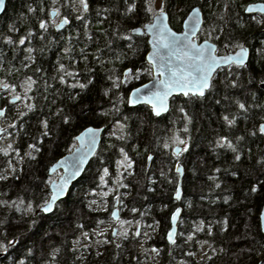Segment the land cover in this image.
Wrapping results in <instances>:
<instances>
[{
    "label": "trees",
    "instance_id": "16d2710c",
    "mask_svg": "<svg viewBox=\"0 0 264 264\" xmlns=\"http://www.w3.org/2000/svg\"><path fill=\"white\" fill-rule=\"evenodd\" d=\"M252 1L256 0H227L229 7L222 8L226 0H219V3L217 0H165V11L174 30L180 31L190 9L199 6L205 13L207 32L208 25L213 22L224 29L219 40L212 39L219 49L218 53H224L223 44L229 37L239 43L245 41L251 49L248 66L236 70L241 73L239 87L225 90L221 85L203 102L184 105L192 121L187 134L189 146L174 157L170 138L173 132L181 137L185 135L182 132V114L176 111L183 97L171 99L170 110L159 117L153 116L146 105L128 106L127 93L148 81L151 76L147 74L121 86L119 91L125 99L115 108V90L110 91L108 96L103 94L111 83L107 78L110 70L119 74L126 67H148L144 60L148 51L147 37L133 35L131 43L137 48L135 53L129 51L130 41L121 38V34L129 29L151 22L152 17L141 10L143 0H135L136 11L127 15H122L125 0H87L89 10L84 16L89 22L90 39L84 37V24L75 19L76 15H70L69 5L65 7L63 0H58L57 5H52L51 0H7L6 9L0 17V79L15 84L17 93H22L19 85L27 76H32L36 84L29 93L35 97L34 100L16 102L20 111H26L20 119L16 118L17 108L7 104L11 90H0V107H6L3 121L7 126L0 138V148H6L10 143L16 150L9 152L7 157L0 153V175L7 176V179L0 180V201L12 202L13 205L11 208L7 205L0 207V221H3L0 223V241L15 240L6 252L0 253V264H15L29 248L33 250V255L28 257L26 264H44V261H49V264H142L152 257L150 252L153 248L158 249V256L149 264L258 263L264 256V235L259 223L264 203V165H258L256 161L264 159V135L258 131L254 135L249 133L264 123V84L260 83L264 79V32L260 31L259 39L255 26L252 27L253 23L243 13L244 5ZM29 7L32 12L28 11ZM50 7H59L69 23L60 31L49 24L41 39L38 21L44 19L48 22ZM104 9L107 11H102ZM221 12L223 21L216 19ZM10 25L14 31H9ZM113 29L117 32L116 36ZM29 30L34 35L27 38L24 45L7 44L3 40L4 36H8L16 41L20 36H27ZM70 35L74 37L71 41L68 40ZM69 44L71 50L66 57L63 49ZM25 47L34 48L33 62L25 61L24 57L28 55L23 51ZM81 49H84L83 54ZM97 49L101 50L100 53ZM96 55H100L103 63L93 60ZM72 60L76 63L72 64ZM58 62L74 68L82 82L91 78L92 83L81 91L79 88L68 89L58 80L54 81ZM23 63H29V67L23 68ZM9 68L10 72L6 71ZM36 68L40 72H36ZM226 72L227 69L218 71L216 79H224ZM48 84L52 86L46 87ZM225 95L228 99H224ZM70 96L76 99H70ZM217 99L221 100L220 104L216 103ZM233 99L252 107L247 113L239 114ZM27 103H33L35 110L24 109L23 105ZM57 108L63 109V112L53 115ZM223 114H237L236 124L227 127L220 118ZM63 115L71 117L68 124L62 123ZM41 119L49 121V136L40 135L44 131L39 124ZM13 121L16 127H9ZM117 122L125 125L122 130L124 140L116 138L121 132ZM90 125L103 126L106 130L97 153L54 212L43 215L36 205L41 203L48 191L45 181L49 178L54 180L57 176L49 175V167L72 151L76 145L72 137ZM113 132L115 135H112ZM218 135L227 136L236 145L241 152L240 161L233 159L231 151L212 146ZM235 136L242 139L236 141ZM36 138L40 141L37 144L40 151L33 153L36 157L33 160L24 156V152L32 151L27 149V145L36 144ZM166 141L169 144L167 149L163 147ZM120 147L132 161V168L127 171L121 168L120 183L113 184L116 161L122 159L118 151ZM149 155L152 159L148 162ZM8 163L13 165L14 172L8 169ZM177 163L183 167L180 201L174 199ZM102 168L109 170L104 188L99 187ZM216 169L218 171H214ZM128 171L132 175H128ZM162 172L164 175H161ZM232 172L237 175L232 176ZM211 176H215L216 180L209 179ZM253 184L257 187L255 193L251 192ZM108 188L112 189L104 197L109 200L108 203L103 199L101 203L100 199L99 204H90L94 196L98 197L95 192L107 191ZM114 197L120 199L121 220L133 221L127 238H113L103 228V223L109 222ZM20 200L25 203L19 204ZM28 201L33 203L32 212L25 211ZM98 205L102 210H98ZM17 206L21 209L19 212L16 211ZM133 207L137 209L136 213L130 211ZM177 207L182 209L177 235L175 244L169 245L165 234L170 228L171 213ZM98 220L103 222L99 226ZM136 221L142 228L157 229V236L151 234V238L143 240L142 231L138 234L135 228ZM197 226L201 229L198 232L194 231ZM63 227H66L65 231ZM209 227L212 230L210 235ZM82 232L88 233L87 239L81 235ZM97 232L103 235L97 236ZM188 233L193 235L191 241L187 240ZM104 240L109 243H104ZM205 241L207 243H201ZM53 249H57L54 261L51 258ZM189 252L194 255H187Z\"/></svg>",
    "mask_w": 264,
    "mask_h": 264
},
{
    "label": "snow or ice",
    "instance_id": "6c2138e0",
    "mask_svg": "<svg viewBox=\"0 0 264 264\" xmlns=\"http://www.w3.org/2000/svg\"><path fill=\"white\" fill-rule=\"evenodd\" d=\"M70 0H63L64 6L67 7L69 5ZM52 5H57L58 0H51ZM219 3V0H217ZM5 4V0H0V6ZM79 10V15H76V20H81L84 24V37L89 38L88 34V20L85 18L84 14L89 10V4L87 0H73L72 8L73 11ZM222 8H228L229 5L226 2L221 6ZM136 3L135 0H125V9L122 15H127L134 13L136 11ZM142 11L148 13L152 20L150 23L143 25L144 33L147 36L146 43L150 46L151 51L148 52L147 56L144 57V60L148 67H135V68H124L121 73L116 74L114 70H110L108 74V79L111 81L109 88L104 89V95L108 96L109 92L115 90L113 94V107L115 108L116 104L124 101V97L120 94L121 86H126L131 80H139L142 75H149L153 77V79L149 82V84L141 85L140 87H134L130 92L127 93L126 103L128 105H136L138 103H143L147 105L153 116H161V114L169 111L170 106V97L173 95H178L183 97L181 104L176 107V111L182 114V119L184 121V125L182 128V132L185 134L183 137L173 132L171 136L172 142V155L174 157H178L179 154L188 149V136L189 133V125L191 124V118L188 115L186 108L184 105L192 104L197 101L203 102L205 99L209 97V95L217 89L219 86H223L225 90L228 88H237L239 87L238 78L240 77V71H236L238 69L245 68V56H246V48L242 43H239L235 40H232L229 37L225 43L223 44V49L227 51L229 47L236 49L234 54L229 52L227 55H218L219 49L215 44L209 43V40L215 38L216 40L220 39V36L223 34V27H217L216 24L210 23L208 25V32L206 33L207 39L204 40L203 43L196 42V36L198 30L201 29V16L200 10L198 8H192L190 12L187 14V19L184 20V27L186 31L177 33L173 31L165 18V0H160L158 7H153V0H143ZM244 12L250 13L252 11H257L261 14H264V3L262 4H249L244 7ZM29 12H32L33 9L29 7ZM41 11H44L41 8ZM102 11H107L104 9ZM99 14V12H98ZM48 22L44 19H40L38 21V27L41 29L39 33L40 38L42 39L44 36V32L47 30L49 24L54 27L60 28L69 23V19L67 17H61L59 23H56L53 17L61 16L59 11V7H50L48 11ZM216 15V13H213ZM216 19L223 21L224 15L223 12L221 14L216 15ZM256 23H260L261 20L253 17ZM243 25H241L242 27ZM9 31H14L13 26H9ZM133 34L140 35L141 28L134 27L129 29L127 33L121 34V38L125 41H130L128 44L129 51L131 53H135L137 51L136 47H133V43H131L133 39ZM34 35V33L29 30L27 36H20L18 40L13 41L10 37L4 36L3 40L7 44L16 43L17 45H24L27 38H30ZM113 35L116 36L117 32L113 29ZM74 39L71 35L68 37V40L71 41ZM111 43V42H109ZM70 44L66 46L63 51L67 57V54L70 52ZM26 55L24 57L25 61L33 62L32 53L34 52L33 47H25L23 49ZM43 51V49H41ZM81 54H83L84 49H81ZM100 49H97V52L100 53ZM86 59V57H85ZM119 59V57H117ZM93 60L97 63H103L100 59V55L93 56ZM76 61L72 60V64H75ZM23 68H28L29 63H23ZM223 69H227V72L224 75V79L217 80L216 73L218 71H222ZM6 71L10 72V68L6 69ZM36 72H40L39 68L35 69ZM235 76V78H233ZM53 80H58L59 84L65 85L68 89L79 88L81 91H84L88 88V86L92 83L91 78H85L82 82L78 76L77 71L69 66H66L63 63L57 64L56 74L53 76ZM71 81V82H69ZM261 84H264V79L260 80ZM36 84V81L32 78V76H27L19 85L22 89V93H17L15 91L16 85L9 84L4 80L0 79V90L8 91L11 90L9 95L10 99L7 100V104H13L17 108V119L26 115V111H20V105H17V101H22L23 99H27L29 101L34 100V96H30L29 93L33 91V86ZM51 84L46 85V87H51ZM70 99H76L75 96H70ZM224 99H228V96L225 95ZM55 103V101H53ZM217 104L221 103V100H216ZM232 103L235 105L239 114L247 113L248 109L252 107L250 104H246L241 102L239 99H233ZM23 108L27 111H34L35 105L33 103H27L23 105ZM119 111L118 108H116ZM63 112V109L57 108L53 115H60ZM106 114V113H101ZM6 117V107H0V118ZM224 124L231 128L237 122V114H223L220 117ZM63 124H68L70 122L71 117L69 115H63L61 117ZM264 119V118H262ZM39 124L44 129L40 133L41 136H49L51 134L49 129V121L46 119H41ZM118 128L121 130L120 135L116 138L120 140L125 139V135L123 133V129L125 127L124 124L117 122ZM9 127H16L15 121H13ZM6 129H0V132H4ZM258 131L261 135H264V123H260L258 128H256L253 132H250V135H254L255 132ZM100 128L98 127H86L82 131L79 132L78 135L73 136L72 139L74 142H78V146L76 148L75 154L71 155L68 160L57 161L56 164H53L48 172L55 174L58 167H63L64 175H62L59 180H52L49 178L45 181L47 185L48 191L45 193V196L42 198L40 204L36 205V208L39 209L42 213H51L57 207L58 198L64 196L65 189L68 183V179L73 175L79 174V169L83 165L84 160L89 155H95L97 149V141L100 136ZM10 135V134H9ZM115 135V132L112 133ZM242 139L241 136H235L236 141H240ZM39 139L36 138V144L29 143L27 145V149L32 151H25L24 156L29 159H36L33 155L34 152H39L40 148L37 147L39 144ZM109 147H113V145L109 144ZM217 149H224L226 151H231L233 153V159L235 161L241 160V152L238 151L236 145L232 143V141L225 135H218L215 138V142L212 145ZM165 149L169 147L168 142L166 141L163 145ZM16 151L12 148V145L9 143L6 148H0V153L4 156H8L9 152ZM119 155L122 159H118L116 161L117 164V172L116 177L112 179L113 184H119L121 180V168L124 170H130L132 168V161L129 159L123 147L118 149ZM17 155H19L17 153ZM22 159V157L20 158ZM147 159L151 160L152 157L149 155ZM19 162V160H18ZM258 165H264V159H259L256 161ZM8 169L13 172L15 169L11 163L7 164ZM218 171V169L214 170ZM175 172L177 177H179L181 173V166L179 163L175 165ZM109 175V170L107 168H102L101 174L99 175V187H106L105 177ZM128 175H132L131 171H128ZM161 175H164L162 172ZM232 176H236V172L231 173ZM7 179V176L0 175V180ZM209 179L215 181L216 177L211 176ZM172 181L170 180L169 183ZM126 187V185H123ZM219 187V184L215 185ZM112 189L108 188L107 191H103L99 193L101 197V203L103 202L102 198L107 196ZM257 191L256 184L251 186V192L255 193ZM174 198L176 200L181 199V187L179 180H176L175 183V192ZM227 197L225 200L227 201ZM25 201L20 200L19 204H24ZM90 204H97L96 200L90 201ZM7 205V207L11 208L12 202L0 201V207ZM98 210L99 205L97 206ZM21 209L19 206L16 207V211L19 212ZM26 212L34 211L32 201L27 202V206L25 209ZM130 211L132 213H136L137 209L135 207L131 208ZM180 212V209L177 208L172 211L170 220L173 227L169 228L166 233V239L169 245H174L175 240L174 236L176 235V222L177 216ZM143 215V213H141ZM111 218L115 219L117 223L121 226L126 224H131L133 221L130 220H121L117 216L116 211H112L110 213ZM264 218V216H262ZM3 223V221H0ZM103 223L102 221H97V225ZM137 228L139 227V221H136ZM200 227H195L194 231H200ZM211 228H208V234H211ZM113 235H120L123 238H127V229H122L121 231H117V229H112ZM2 234V233H0ZM81 235L84 236L85 239L88 238L87 232H82ZM97 236H102V232H97ZM193 239L192 233L187 234V240L191 241ZM104 243H109L108 240H104ZM15 243V240H7L0 241V253H4L8 250V247L12 246ZM201 243H207L201 242ZM117 248L120 247L119 244L116 245ZM211 248V245H209ZM57 249H53L51 253V258L55 260V253ZM152 251L158 254V249L153 248ZM187 255H194L189 252ZM33 255V250L31 248L27 249L25 256L18 259L15 264H26L28 257ZM44 264H49V261H44Z\"/></svg>",
    "mask_w": 264,
    "mask_h": 264
},
{
    "label": "water",
    "instance_id": "95a60500",
    "mask_svg": "<svg viewBox=\"0 0 264 264\" xmlns=\"http://www.w3.org/2000/svg\"><path fill=\"white\" fill-rule=\"evenodd\" d=\"M262 3H264V1H257V2H252V3H249V4H262ZM248 4V5H249ZM6 5H7V0H5V4L3 5V6H0V17L3 15V13H4V11H5V9H6ZM192 8H198L199 10H200V16H201V21H202V23H201V27H202V25H203V12H202V10H201V8L199 7V6H194V7H192ZM191 8V9H192ZM190 9V10H191ZM190 12V11H189ZM188 12V13H189ZM255 13H259V12H257V11H252V12H250V13H247V14H255ZM54 18V17H53ZM165 18H166V22L168 23V25H169V27L173 30V31H175V32H177V33H181V32H184V31H186V29H185V27H184V20L185 19H187V15H186V17L184 18V20L182 21V23H181V29H180V31H176V30H174L173 29V27L171 26V24H170V17H169V14L167 13V12H165ZM150 23V22H149ZM148 24V23H147ZM60 28H62V27H60ZM139 28H141V34L140 35H138V36H146V34L144 33V29H143V27H139ZM199 31L200 30H198V32H197V35H198V33H199ZM133 35H136V34H133ZM197 37V36H196ZM196 42L197 43H203L204 41H202V42H198V40L196 39ZM209 43H211V44H214L213 42H210L209 41ZM245 48H246V56H245V65L248 63V60H249V58H250V50H249V48L248 47H246V46H244ZM149 51H151V48H150V46H148V51H147V53H146V56H147V54H148V52ZM235 52V51H234ZM234 52H232L233 54H234ZM228 54V53H227ZM227 54H222V55H227ZM219 55V54H218ZM153 79V77H151V79L150 80H148V81H146L145 83H143V84H141V85H144V84H149V82L151 81ZM141 85H139V86H137V87H140ZM178 95H173V97H170L169 99H170V101H171V99H173L174 97H177ZM139 105H144L143 103H138V104H136V105H128V106H130V107H136V106H139ZM147 106V105H146ZM169 110H170V106H169ZM166 113H168V112H166ZM166 113H163V114H161V116L162 115H164V114H166ZM91 127H97V126H92V125H90ZM87 127H89V126H87ZM86 128V127H85ZM98 128H100V130H101V132H100V136H99V138H98V141H97V149H96V153H97V151H98V149H99V145H100V143H101V141H102V137H103V135H104V133H105V127H103V126H99ZM0 129H4L3 127H2V122H1V118H0ZM84 129V128H83ZM82 129V130H83ZM81 130V131H82ZM3 133L4 132H0V137L3 135ZM79 134V133H78ZM77 146H78V142H76V145H75V147L73 148V150L71 151V152H69V153H67V154H65V155H63V156H61L60 158H58L53 164H56L57 163V161H62V160H68L69 158H70V154L71 155H74L75 154V151H76V148H77ZM180 155V154H179ZM94 156L95 155H89L88 157H86L85 158V160H84V163H83V165L80 167V169H79V174L78 175H73V176H71L69 179H68V183H67V186H66V189H65V194H64V196H62V197H60V198H58V201H57V204L60 202V201H62L63 199H65V197L68 195V193L70 192V190L72 189V187L77 183V181L82 177V175L84 174V172H85V170H86V168H87V166L89 165V163L91 162V160L94 158ZM150 160L148 159V162H149ZM52 164V165H53ZM51 165V166H52ZM50 166V167H51ZM180 166H181V173H180V175H179V177H178V180H179V183H180V187H181V183H182V177H183V167H182V165L180 164ZM49 167V168H50ZM57 172H61V174H60V176L57 178V179H55V180H59V178L62 176V175H64V169H63V167H58L57 168V171H56V173ZM55 173V174H56ZM49 175H54V174H52V173H49ZM181 197H182V188H181ZM175 199V198H174ZM176 200V199H175ZM181 200V199H180ZM180 200H176V201H180ZM118 205H119V198H116L115 199V203H114V208H113V210L112 211H116V213H117V216L120 218V213H119V208H118ZM179 209H180V212L178 213V216H177V222H176V225H175V228H176V235H177V223H178V220H179V218H180V215H181V211H182V209H181V207H178ZM177 209V208H176ZM38 212H40L39 211V209H38ZM54 212V211H53ZM53 212H51V213H53ZM42 213V212H41ZM51 213H42L43 215H45V216H47V215H50ZM262 216H264V203H263V205H262V207H261V210H260V214H259V223H260V229H261V233L264 235V218H262ZM112 220H113V222L114 223H117V221L115 220V219H113V218H111ZM174 225L172 224V222H171V220H170V228L171 227H173ZM115 229H117V231H118V228H117V226H115L114 227ZM113 234V233H112ZM176 235L174 236V240H175V238H176ZM113 236H115V235H113ZM167 240V239H166ZM257 264H264V256L262 257V259H260L259 261H258V263Z\"/></svg>",
    "mask_w": 264,
    "mask_h": 264
},
{
    "label": "flooded vegetation",
    "instance_id": "af4514ba",
    "mask_svg": "<svg viewBox=\"0 0 264 264\" xmlns=\"http://www.w3.org/2000/svg\"><path fill=\"white\" fill-rule=\"evenodd\" d=\"M257 1H264V0H256V1H252V2H257ZM72 2H73V0L70 2V4H69V10H70V15H78L79 14V10H78V6H77V10L76 11H73V8H72ZM252 2H250V3H252ZM249 3H247L246 5H244V7L245 6H247ZM244 9V8H243ZM202 10V9H201ZM60 11V10H59ZM166 12V11H165ZM202 12H203V10H202ZM243 13L248 17V21H250V22H252L253 23V25H252V27L253 26H255V34H257V36H258V38L260 39V31H263L264 32V14H261V13H255V14H247L246 12H244V10H243ZM86 14V13H85ZM84 14V15H85ZM61 17H67V16H64V15H62V13H61V16H59V17H54L53 19L55 20V22L56 23H59V21H60V19H61ZM253 17H255L256 19H259V20H261V22L260 23H256L255 22V20L253 19ZM205 13H203V25H202V27H201V29H200V31H199V33H198V35H197V37H196V39L198 40V42H202V41H204L205 39H207V36H206V33H207V30H206V26L204 25V23H205ZM68 25H66L65 27H67ZM49 27V26H48ZM50 27L51 28H53L54 30H59L57 27H54V26H52V25H50ZM64 27V28H65ZM64 28H62L61 30H63ZM246 39V38H245ZM245 39H242V40H245ZM210 42H213L215 45H216V43L211 39V40H209ZM245 42V41H244ZM243 41H242V44H243V46H246V47H248L249 48V50H251L250 49V47L248 46V45H246V43H244ZM259 45H260V43H259ZM217 46V45H216ZM234 51H236V49H234V48H232L231 50H227V51H224V53H217V54H219V55H222V54H227V53H229V52H234ZM251 53V52H250ZM249 60H250V58H249ZM249 60H248V63H249ZM248 63L245 65V67H247L248 66ZM259 87H260V84H259ZM264 87V86H263ZM112 208H113V206H112ZM111 208V209H112ZM110 223H109V227H107V228H105V230L106 231H108V232H112V230L111 229H113V227H115V226H117V224H114L110 219L108 220ZM111 225H112V228H111ZM108 228H111V229H108ZM117 228H118V226H117ZM130 228V227H129ZM129 228H127V233H129V231H130V229ZM144 228H146V226L145 227H143L142 228V226L140 225L138 228H137V233L139 234L140 233V231L141 230H143ZM118 232H119V228H118ZM111 234V233H110ZM142 237H144V239L146 238V236L142 233V234H140ZM116 236V238L117 237H119V238H122V236H120V235H115ZM115 236H113V234H112V237L113 238H115ZM166 236V235H165Z\"/></svg>",
    "mask_w": 264,
    "mask_h": 264
},
{
    "label": "rangeland",
    "instance_id": "374dc122",
    "mask_svg": "<svg viewBox=\"0 0 264 264\" xmlns=\"http://www.w3.org/2000/svg\"><path fill=\"white\" fill-rule=\"evenodd\" d=\"M159 3H160V0H153V7H154V8H155V7H158ZM3 127H4V129L7 128L5 122H3ZM0 142H1V141H0ZM56 178H57V176H56ZM104 191H106V190H104ZM100 192H103V191L100 190ZM100 192H95V195H98V197L96 198V197L94 196V198H93V200H96V201H97V204H99V203H98V200L101 199V197L99 196V193H100ZM108 195H109V193H108ZM108 195H107V196H108ZM107 196H105V197H107ZM114 198H115V197H114ZM102 199L105 201V203H108V202H109V200H106L104 197H103ZM97 204H94V205H97ZM109 223H110V222L105 223V224L103 223V225H104L103 228H107V227H109V226H110ZM117 226H118V228H119V231H121L122 229H127V228H129L130 224H126V225H123V226L117 224ZM135 226H137V225H135ZM111 228H112V225H111ZM61 229H62V228H61ZM65 230H66V227H63V231H65ZM141 231H142V233L146 236V239L149 238V237L151 238V234H155V237L157 236V229H152L151 227H146V228H144V229L141 230ZM51 233H52V232H51ZM51 233L47 234L45 237L49 236ZM142 239L144 240V237H142ZM150 255L152 256V258H151V259H146L144 262H142V264H149L150 260H151V262H152L153 260H156V257L158 256V254H157V253H154L153 251L150 252ZM151 262H150V263H151Z\"/></svg>",
    "mask_w": 264,
    "mask_h": 264
}]
</instances>
